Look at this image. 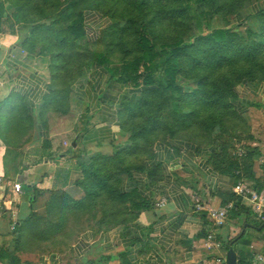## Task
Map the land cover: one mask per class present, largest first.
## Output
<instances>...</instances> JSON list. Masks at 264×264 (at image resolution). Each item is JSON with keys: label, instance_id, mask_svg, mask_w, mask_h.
Instances as JSON below:
<instances>
[{"label": "trees", "instance_id": "trees-1", "mask_svg": "<svg viewBox=\"0 0 264 264\" xmlns=\"http://www.w3.org/2000/svg\"><path fill=\"white\" fill-rule=\"evenodd\" d=\"M87 12L108 21L92 41L85 36ZM239 18L248 24L245 35L236 30ZM4 20L9 27L28 28L20 44L27 57L45 58L48 92L42 111L64 114L72 84L96 64L140 92L120 107L119 127L127 144L77 160L81 176L74 185L83 192L80 199L49 192L42 214L31 202L10 247L0 248L2 263L19 264L20 253L42 250V245L67 246L85 229L106 231L132 221L135 214L127 203L141 210L148 201L138 200L135 191H122L121 184L131 171H147L157 142L181 140L209 149L208 163L229 175L233 186L254 179L261 153L246 143L249 125L236 89L264 84V0H0V31ZM148 176L151 180L153 174ZM263 184L264 178L255 180L252 188L260 192ZM39 193L34 189V196ZM228 198V212L238 216L243 211L246 223L264 229V218L256 219L233 193ZM242 228L226 250L244 241ZM55 255L49 252L50 264ZM251 259L237 254L238 264Z\"/></svg>", "mask_w": 264, "mask_h": 264}, {"label": "crops", "instance_id": "crops-1", "mask_svg": "<svg viewBox=\"0 0 264 264\" xmlns=\"http://www.w3.org/2000/svg\"><path fill=\"white\" fill-rule=\"evenodd\" d=\"M86 14L85 36L92 41L97 37L92 31L108 21L99 16V24L88 28ZM8 25L4 20L0 31V248L10 247L13 232L29 214L31 202L34 211L42 214L49 192L62 191L72 199L83 196L74 185L81 176L77 160L95 153L107 155L127 144L118 115L122 102L140 92V87L122 86L96 64L72 84L64 114L42 111L48 92L45 58L27 57L20 44L28 28ZM243 87H237V93ZM238 96L239 108L246 115L254 103L242 92ZM13 122L20 127L10 134ZM246 143L257 146L261 158L260 138L251 136ZM152 150L147 171H131L121 184L122 191H135L137 199L147 200L148 206L138 210L128 202L129 211L135 214L132 221L106 231L81 232L72 241L69 264H226L225 242L240 226L246 235L236 250L232 246L236 257L243 252L252 259L242 264H264V229L245 227L243 211L238 216L228 212L233 181L210 166L209 149L167 139L155 143ZM254 172L255 180L264 178V171ZM148 173L153 174L151 180ZM254 179H244L251 189ZM34 189L41 192L37 197ZM221 209L226 210V219L217 228L209 212ZM209 231L214 232L211 239ZM28 253L19 254V264H28L25 260L34 252ZM59 256L55 255V263ZM38 260L36 264H41L43 258Z\"/></svg>", "mask_w": 264, "mask_h": 264}, {"label": "rangeland", "instance_id": "rangeland-1", "mask_svg": "<svg viewBox=\"0 0 264 264\" xmlns=\"http://www.w3.org/2000/svg\"><path fill=\"white\" fill-rule=\"evenodd\" d=\"M258 8H259V6H258ZM86 15H87V20H88V25H89L88 28H90L92 26L91 24L96 23V20L99 19V14H97L96 12H88ZM231 22H234V20H232ZM239 23L242 24V25H241L240 28H237L236 30L239 31L242 35H245L244 31H245V29L247 28V25H248V24L245 23V18H239ZM96 24H99V23H96ZM99 27H97L95 29V32L92 31V34L95 33V35H98L99 29H100ZM89 31H91V30H89ZM178 83H180V85H181V87L183 89H188L189 88V86L187 85L186 82H183V81L179 80ZM258 87H259V85L257 87H255V88L253 86H250V85H245L243 87V89H241V88L239 89L240 93H238V94H241V92H242L243 95L245 96V98H248V100H251L254 103L252 105H249V108L247 110L246 115L244 114L246 119H247V121H248V125H249L248 136H257V138H260L261 146H264V142H263L264 141V98H263L264 95L262 93V91L264 90V87L261 86V87H259V89H258ZM253 88L257 92L254 91ZM8 118H10V117L8 116ZM16 122H19V121H16ZM12 127H13V129H12L10 134H12V133L14 134L18 130V128L20 126H18L15 122H13ZM66 136H68V133L66 134ZM5 137L8 140L16 138V136H5ZM261 146H260V148H262ZM261 150H262L263 154H262L261 158H259V160L255 163L254 169L257 170V171H262L263 172L264 171V150L263 149H261ZM262 167H263V170H262ZM243 182H245V181H243ZM23 190H25V191L28 190V188L26 187L25 184L23 185ZM39 206H40V204H39ZM253 216L255 217L254 213H253ZM84 218H86V216H84ZM242 222H243V220L241 221V223L238 226L242 225ZM72 225H73V222L71 221L70 222V226H72ZM245 235H246V233L242 237L243 240L245 238ZM74 236L75 235H73L71 238H69V241L67 242V246L59 247V246L56 245L54 247V246H44V245H42L43 249L42 250H40L38 248L35 249L34 253H30L31 255H29L28 258L26 257L27 260L24 259L25 262H27L28 264H36V263L40 262V260H38V259H39V257H41V258H43V260L41 261L42 262L41 264H48L49 252L50 253L53 252V253H56V254L60 255L58 258H56V263L55 264H69L70 261L72 262V260H73V257H72L73 254L71 253V244H72V241L74 239ZM241 242H243V241L242 240L241 241H237L234 244V249L235 250H236L237 247L240 246ZM225 243H227V242H225ZM225 246H226V244H225ZM60 249H62L63 251L61 250L62 252H60ZM27 254H29V253H27Z\"/></svg>", "mask_w": 264, "mask_h": 264}, {"label": "built area", "instance_id": "built-area-1", "mask_svg": "<svg viewBox=\"0 0 264 264\" xmlns=\"http://www.w3.org/2000/svg\"><path fill=\"white\" fill-rule=\"evenodd\" d=\"M1 183V178H0ZM19 189V186H15ZM232 193L240 198L246 206H248L251 211L255 214L256 219L262 220L264 218V191L257 192L251 189L245 182L238 181L232 187ZM209 215L214 222L215 226L218 228L223 225L226 219V210H212ZM214 235L213 231H209L208 239H211Z\"/></svg>", "mask_w": 264, "mask_h": 264}, {"label": "water", "instance_id": "water-1", "mask_svg": "<svg viewBox=\"0 0 264 264\" xmlns=\"http://www.w3.org/2000/svg\"><path fill=\"white\" fill-rule=\"evenodd\" d=\"M262 226L255 227V226H252L250 224L245 225V227H251V228H255V229H260ZM244 231H245V229L241 230L239 236H241L244 233ZM236 261H237L236 253L234 252L233 248L230 247L227 250L226 255H225V263L226 264H236Z\"/></svg>", "mask_w": 264, "mask_h": 264}]
</instances>
